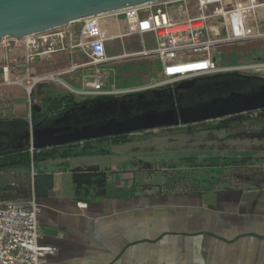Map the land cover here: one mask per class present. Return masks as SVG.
I'll return each mask as SVG.
<instances>
[{
	"label": "crops",
	"instance_id": "obj_1",
	"mask_svg": "<svg viewBox=\"0 0 264 264\" xmlns=\"http://www.w3.org/2000/svg\"><path fill=\"white\" fill-rule=\"evenodd\" d=\"M66 60L67 54H52L36 58L31 67L53 71ZM62 78L77 84L69 74ZM27 107V101L16 100L4 112L26 117ZM113 152L69 155L60 158V166L44 158L27 195L4 189L23 170L0 169V203L33 200L38 206L39 243L56 248L45 264H264L263 182L246 178L213 188L154 192L137 187L133 173L117 171L108 160ZM86 166L108 170L102 195L75 192L71 170Z\"/></svg>",
	"mask_w": 264,
	"mask_h": 264
},
{
	"label": "built area",
	"instance_id": "obj_2",
	"mask_svg": "<svg viewBox=\"0 0 264 264\" xmlns=\"http://www.w3.org/2000/svg\"><path fill=\"white\" fill-rule=\"evenodd\" d=\"M260 39H264L263 0H159L92 15L20 41L4 37L0 46L10 57L0 67L7 81L13 64L30 70L35 58L67 54L72 58L67 66L37 80L60 84L78 102L173 87L232 70H260L262 64L233 67L220 59L229 46ZM15 47L24 50L20 64L11 58ZM135 56L152 58L160 70L154 68L155 77L148 82L116 85L115 65ZM64 74L77 84L63 79ZM27 104L28 124L32 125V105L29 100ZM38 210L33 200L0 203V264H45L56 253V248L39 243Z\"/></svg>",
	"mask_w": 264,
	"mask_h": 264
},
{
	"label": "rangeland",
	"instance_id": "obj_3",
	"mask_svg": "<svg viewBox=\"0 0 264 264\" xmlns=\"http://www.w3.org/2000/svg\"><path fill=\"white\" fill-rule=\"evenodd\" d=\"M14 43L12 41L10 46ZM5 51L0 46V66L10 57ZM11 58H15L19 64L22 63L20 55L13 54ZM220 59L224 64L233 67L252 63L264 65V39L229 46L226 56L223 52ZM71 60V56H68V60L65 63L60 61L57 67H65ZM115 67L118 73L116 85L120 87L148 82L155 77L156 70H160L157 62L154 63L152 58L143 56L125 59ZM25 69L22 65H11L5 81L0 67V120L18 118L7 116L8 113L4 112L6 107L16 100H29L32 108H41L42 95L38 85H45L46 90L53 94H70L60 84L46 79L37 80L50 69ZM232 72L244 76L264 77V67L252 72L232 70L220 74ZM204 79L207 77L204 76ZM15 81L19 83H13ZM26 86H30L29 94ZM81 101L84 100H78ZM19 119L29 122L27 116ZM92 144L113 149L114 155L108 160L115 161L117 171L128 177V173H133L132 179L137 187L147 186L154 192L191 189L195 184L207 187L213 181L217 182L218 186L230 185L246 178H251L255 183H264V110L260 113L246 112L194 124L139 131L125 137H109L90 145ZM90 145L86 149H91ZM82 146L75 145L67 151L73 153ZM62 151L61 148L56 154L45 159L52 161L53 166H60ZM242 158H248L249 161L241 162Z\"/></svg>",
	"mask_w": 264,
	"mask_h": 264
},
{
	"label": "water",
	"instance_id": "obj_4",
	"mask_svg": "<svg viewBox=\"0 0 264 264\" xmlns=\"http://www.w3.org/2000/svg\"><path fill=\"white\" fill-rule=\"evenodd\" d=\"M159 0H0V41L46 33L92 15ZM173 87L77 102L29 125L0 120V156L264 110V77L224 73ZM27 111V110H26Z\"/></svg>",
	"mask_w": 264,
	"mask_h": 264
},
{
	"label": "trees",
	"instance_id": "obj_5",
	"mask_svg": "<svg viewBox=\"0 0 264 264\" xmlns=\"http://www.w3.org/2000/svg\"><path fill=\"white\" fill-rule=\"evenodd\" d=\"M39 93L42 95L41 98V108L34 109L31 108L30 120L32 124L39 122L46 114L64 108L70 107L77 103L71 94H53L46 90L45 85H38ZM43 88V89H42ZM125 135L114 136V137H125ZM105 138L88 140L82 143L69 144L65 146L52 147V148H42L33 150H22L14 153H9L0 156V169L14 168L16 170H23L24 174L19 178L15 179L13 184L5 185V190H12L16 194L27 195L31 190V176L33 177V184H35V177L43 170H40L39 162L46 158L51 157L56 154L59 149H63L60 153L61 158H66L69 155H87V154H106L110 152V149L105 146H100L99 144H92V142H99ZM82 144V148L75 150L73 153H69L67 149L69 147ZM90 145L91 149H86ZM236 161V160H235ZM241 162H248V158H242ZM61 163L60 165H62ZM148 165V164H146ZM31 168L33 172L30 173ZM108 170L101 169L97 166H86L83 168L77 167L71 170V179L75 187V192L77 194L83 192H89L92 190L95 195H102L105 192V187L107 186L108 180ZM209 186H198V184L193 185L190 190L203 189V188H213L217 187L219 184L215 181L210 182ZM224 185V184H223Z\"/></svg>",
	"mask_w": 264,
	"mask_h": 264
},
{
	"label": "bare ground",
	"instance_id": "obj_6",
	"mask_svg": "<svg viewBox=\"0 0 264 264\" xmlns=\"http://www.w3.org/2000/svg\"><path fill=\"white\" fill-rule=\"evenodd\" d=\"M258 67H259V68H260V67H264V65L262 64V65H259ZM26 87L29 88L28 86H26Z\"/></svg>",
	"mask_w": 264,
	"mask_h": 264
}]
</instances>
